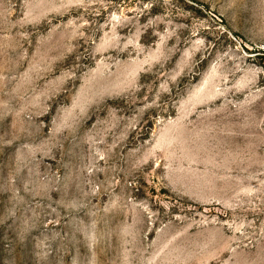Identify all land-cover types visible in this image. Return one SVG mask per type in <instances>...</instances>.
Wrapping results in <instances>:
<instances>
[{
  "label": "rangeland",
  "instance_id": "374dc122",
  "mask_svg": "<svg viewBox=\"0 0 264 264\" xmlns=\"http://www.w3.org/2000/svg\"><path fill=\"white\" fill-rule=\"evenodd\" d=\"M0 264H264V0H0Z\"/></svg>",
  "mask_w": 264,
  "mask_h": 264
}]
</instances>
